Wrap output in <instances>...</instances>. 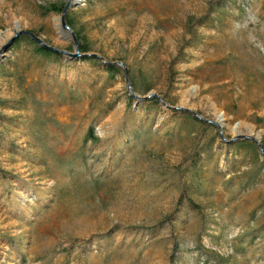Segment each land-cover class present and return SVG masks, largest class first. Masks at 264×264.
I'll return each mask as SVG.
<instances>
[{
    "label": "rangeland",
    "instance_id": "374dc122",
    "mask_svg": "<svg viewBox=\"0 0 264 264\" xmlns=\"http://www.w3.org/2000/svg\"><path fill=\"white\" fill-rule=\"evenodd\" d=\"M261 143L264 0H0V264H264Z\"/></svg>",
    "mask_w": 264,
    "mask_h": 264
},
{
    "label": "trees",
    "instance_id": "16d2710c",
    "mask_svg": "<svg viewBox=\"0 0 264 264\" xmlns=\"http://www.w3.org/2000/svg\"><path fill=\"white\" fill-rule=\"evenodd\" d=\"M50 12H57V13H61V14L63 12H65V14H64L65 22L72 29V19H71L70 14L67 12L64 3H50L47 6L43 7V11H42L43 15H47ZM73 33H74V36L76 38V42H77V46H78V49H79V53L81 54L79 56L85 55L84 57H82V59H84V60H95V61H98V58L96 57V55L91 54V53H87L88 45L85 42L84 37L78 31H76L74 29H73ZM31 34H33V33H31ZM22 41H25L27 44L31 45L33 51L36 54L40 55V56H45V57L55 56V57H58L60 54H64V53H61V52H58V51H55V50H52V49L44 47L43 45L38 43L34 38H32L28 34L18 33V35L14 38V43H20ZM74 49H75V47H74ZM69 53H71V52H69ZM79 56L74 57V58H78ZM100 64L105 69L107 74L109 76H111V77H115L116 74H119V73L123 72V67L118 65L115 62L106 61V62H101ZM127 70H129V69H127ZM127 72L128 71H126V74H127ZM129 80H130V83H129L130 87L132 86L133 89H134L135 88L134 81L131 78H129ZM133 95H134V97L137 96L136 94H133ZM136 98H139V96H137ZM142 98H148V100L153 101V102L157 101V98L154 95H152V94H150L148 96L147 95L143 96ZM174 112L187 114L190 117H192L194 120H196L198 122H201L197 118V116H193L192 114L187 113L183 109H174ZM88 139L92 140V141H96L98 139V137L94 133L93 125H91V124L88 126V128L86 130L84 140L86 141ZM261 150H262L261 154H262V156L264 158V143H261ZM262 164L264 165V159L262 160Z\"/></svg>",
    "mask_w": 264,
    "mask_h": 264
},
{
    "label": "water",
    "instance_id": "95a60500",
    "mask_svg": "<svg viewBox=\"0 0 264 264\" xmlns=\"http://www.w3.org/2000/svg\"><path fill=\"white\" fill-rule=\"evenodd\" d=\"M65 7H66V6H65ZM64 14H65V12H63V13L61 14V20L64 19ZM18 33H25V34H28V35H30L32 38H34L38 43H40L41 45H43L44 47L49 48V49H52V50H55V51H58V52H61V53H64V54H68V55L71 56V57H77V56L81 55V54L79 53V49H78V46H77L76 38H75L73 32H72V34H73L74 41H75V49H74V51L71 52V53H69V52H67V51H65V50H61V49H58V48H54V47H52V46H50V45H47V44H46L45 42H43L40 38H38L37 36L31 34V33L28 32V31L18 30V31H17V34H18ZM94 55H95V54H94ZM116 63H117L118 65L122 66V67L125 69V71H126V67H125V65H124L122 62H116ZM126 79H127V78H126ZM129 87H130V85H129ZM150 94H151V93H149L148 95H150ZM148 95H147V96H148ZM135 96H136V95H135ZM136 97H137V96H136ZM261 153H262V150H261Z\"/></svg>",
    "mask_w": 264,
    "mask_h": 264
}]
</instances>
